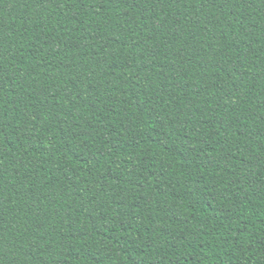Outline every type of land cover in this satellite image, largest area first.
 Wrapping results in <instances>:
<instances>
[{
  "label": "trees",
  "instance_id": "obj_1",
  "mask_svg": "<svg viewBox=\"0 0 264 264\" xmlns=\"http://www.w3.org/2000/svg\"><path fill=\"white\" fill-rule=\"evenodd\" d=\"M0 264H264V0H0Z\"/></svg>",
  "mask_w": 264,
  "mask_h": 264
}]
</instances>
